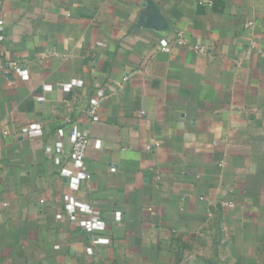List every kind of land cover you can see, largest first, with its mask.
Returning a JSON list of instances; mask_svg holds the SVG:
<instances>
[{"label": "crops", "instance_id": "0c3cea01", "mask_svg": "<svg viewBox=\"0 0 264 264\" xmlns=\"http://www.w3.org/2000/svg\"><path fill=\"white\" fill-rule=\"evenodd\" d=\"M0 13V264H264V0Z\"/></svg>", "mask_w": 264, "mask_h": 264}, {"label": "built area", "instance_id": "2783aa9c", "mask_svg": "<svg viewBox=\"0 0 264 264\" xmlns=\"http://www.w3.org/2000/svg\"><path fill=\"white\" fill-rule=\"evenodd\" d=\"M210 1V0H209ZM3 24L2 15L0 13V28ZM2 39V35L0 34V40ZM177 42L179 44H183L185 42V39L182 34L178 35ZM161 49L164 51H171L172 45L171 42L167 38H162L160 40ZM198 48V47H196ZM4 65L0 62V68H3ZM25 75H27V71H25ZM37 125H30L29 128H35ZM89 148V141L87 137V133L84 131H81L80 129H77L75 131V139L74 143L72 145V152H71V158L77 162V164L80 166L79 170L72 171L71 175V185L76 188L83 180H85L88 177V168L86 165V157L87 152ZM66 207L70 210L72 213V217H75V212L77 209V204L74 201H67ZM93 209L90 210L92 213L88 224L92 227H103L106 225L105 220L102 218L96 216L93 214Z\"/></svg>", "mask_w": 264, "mask_h": 264}]
</instances>
